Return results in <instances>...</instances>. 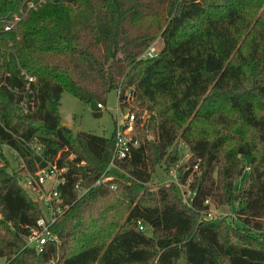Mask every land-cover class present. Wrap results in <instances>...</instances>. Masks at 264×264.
<instances>
[{"label":"trees","instance_id":"1","mask_svg":"<svg viewBox=\"0 0 264 264\" xmlns=\"http://www.w3.org/2000/svg\"><path fill=\"white\" fill-rule=\"evenodd\" d=\"M156 39L157 55L143 58ZM112 91L137 112L138 140L114 167L115 133H73L60 119L64 92L99 117ZM24 100L34 102L26 114ZM180 143L186 203L174 185L148 189L158 167L176 165ZM4 147L30 170L67 168L68 209L41 254L26 237L42 209ZM76 182L89 188L82 197ZM235 205L234 224L207 218L210 206ZM0 259L264 264V0H0Z\"/></svg>","mask_w":264,"mask_h":264},{"label":"built area","instance_id":"2","mask_svg":"<svg viewBox=\"0 0 264 264\" xmlns=\"http://www.w3.org/2000/svg\"><path fill=\"white\" fill-rule=\"evenodd\" d=\"M29 8H33L32 4H29ZM7 27L5 30H9ZM157 53L154 48L150 47L143 58H153ZM32 80L29 79V82ZM129 100V98H127ZM19 107L23 113H27L29 110L34 109L33 100L26 102L25 100L19 104ZM119 107V104H118ZM102 109L101 106H98ZM120 111V107H119ZM122 111V110H121ZM118 117V116H117ZM135 117L126 113L122 121V126L117 125V130L114 136V145L112 150V156L110 166L114 167L115 162L126 160L131 153L133 148L138 147V143L133 141L129 135L132 134L134 128ZM15 155L16 160L18 159V168L23 170L24 173L20 177V185L24 191H26L35 202L38 203L42 209V216H40L33 227L29 229L26 237L27 247L34 248L38 254L43 253L44 246L49 242L55 240V238L49 234L50 227L56 222L57 218L63 214L67 209L68 205L62 195V189L68 182V172L65 166H59L56 161L48 162L43 161L45 165L40 167L35 162V170H30L22 157L11 150ZM34 150L41 157V150L39 147H35ZM106 180H98L94 186L105 182ZM88 187H83L80 182L74 183L72 191L78 196L82 197L88 192ZM209 216V214L207 215ZM140 230H143L140 227Z\"/></svg>","mask_w":264,"mask_h":264},{"label":"rangeland","instance_id":"3","mask_svg":"<svg viewBox=\"0 0 264 264\" xmlns=\"http://www.w3.org/2000/svg\"><path fill=\"white\" fill-rule=\"evenodd\" d=\"M155 49L156 53L162 47V42L159 39H156L151 45ZM132 108H127L119 111L118 107V97L117 92L112 91L108 94L106 103L101 110V115L99 117H94L90 108L71 96L70 94L64 92L61 96V105H60V119L61 124L69 128L73 133L85 132L90 133L95 136L111 138L112 135L117 130V125L122 126L123 118L126 113L133 115L136 121V111ZM118 116V117H117ZM145 118V115L142 116V119ZM134 135H129V137L138 143L137 138ZM178 151V162L174 167L167 168L166 166L158 167L152 176V179L148 185V189L151 192H156L161 186H172L174 185L178 191V194L181 200L186 203L187 199L191 196V192L188 189V184L190 180L185 182V185L179 182L181 173L180 169L186 164L189 160L190 154L186 146L183 143H180L176 146ZM4 155L9 160V168L16 169L18 168V159L16 160L15 155L8 148H3ZM188 170V169H187ZM196 171V169H194ZM247 179L246 173L240 177L234 184L235 191L242 188ZM235 206H226L216 208L210 206L209 208V219H226L229 223L234 224V212L237 209ZM0 264H4V261L0 259Z\"/></svg>","mask_w":264,"mask_h":264},{"label":"water","instance_id":"4","mask_svg":"<svg viewBox=\"0 0 264 264\" xmlns=\"http://www.w3.org/2000/svg\"><path fill=\"white\" fill-rule=\"evenodd\" d=\"M146 236H147L148 238H151V237H152V235H151V234H147Z\"/></svg>","mask_w":264,"mask_h":264}]
</instances>
